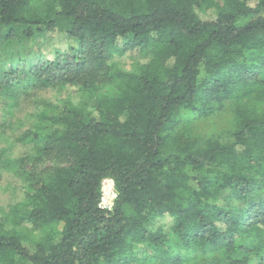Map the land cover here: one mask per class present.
<instances>
[{
	"label": "trees",
	"instance_id": "1",
	"mask_svg": "<svg viewBox=\"0 0 264 264\" xmlns=\"http://www.w3.org/2000/svg\"><path fill=\"white\" fill-rule=\"evenodd\" d=\"M0 101V264H264V0H0Z\"/></svg>",
	"mask_w": 264,
	"mask_h": 264
},
{
	"label": "rangeland",
	"instance_id": "2",
	"mask_svg": "<svg viewBox=\"0 0 264 264\" xmlns=\"http://www.w3.org/2000/svg\"><path fill=\"white\" fill-rule=\"evenodd\" d=\"M249 3L254 6L256 0H249ZM201 18L211 19L213 16V12L207 11L206 13L200 15ZM45 47V50H51L54 45L64 46V43L58 36H51L50 42L48 41ZM142 62L139 60V63ZM134 60L130 58H126L122 63H120L121 67H124L125 70H129L131 65H134ZM38 97L44 99L50 103H58L67 99L73 101V103H78L80 101L78 94L75 90L72 89H63L60 91H48L45 93L38 94ZM37 107L32 103H24L20 107L15 108L13 111H10L7 106H5L0 101V135H2L1 146H7L14 139L15 136L20 135L26 129H29L32 125L33 121L29 120V116L31 113L36 112ZM9 112H12L10 114ZM13 115V116H12ZM25 117L28 120L24 119ZM1 139V138H0ZM26 148L17 144L14 145L11 150V156L16 158L26 153ZM105 189H108V182L105 180L104 184ZM24 191L22 189L20 181L17 180L11 173H5L0 181V220L5 219L11 208L15 206V204L19 203L23 199Z\"/></svg>",
	"mask_w": 264,
	"mask_h": 264
},
{
	"label": "built area",
	"instance_id": "3",
	"mask_svg": "<svg viewBox=\"0 0 264 264\" xmlns=\"http://www.w3.org/2000/svg\"><path fill=\"white\" fill-rule=\"evenodd\" d=\"M105 181V180H104ZM104 181L102 183V187H101V200H100V204L99 207L101 209L104 210H111L112 206H113V201L115 199V193H114V188H113V182L112 180L107 179L106 181L108 182V189H105Z\"/></svg>",
	"mask_w": 264,
	"mask_h": 264
}]
</instances>
